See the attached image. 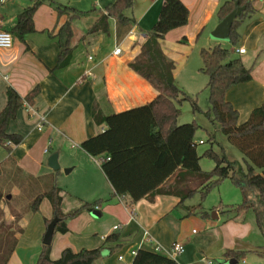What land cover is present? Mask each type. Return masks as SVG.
I'll return each instance as SVG.
<instances>
[{"label":"crops","instance_id":"0c3cea01","mask_svg":"<svg viewBox=\"0 0 264 264\" xmlns=\"http://www.w3.org/2000/svg\"><path fill=\"white\" fill-rule=\"evenodd\" d=\"M54 1L61 4L73 0ZM113 1L90 0V4L101 6L82 30L77 26V20L86 15L85 11H82L84 15L72 20V52L69 63L63 68H54L59 55L55 34L67 16H57L54 6L46 2L33 14L34 31L25 34L23 41L13 36L9 48H0V111L6 103L7 87H12L21 97L34 86L39 87L34 103L29 106L36 115L24 105L9 123L8 132L19 134L22 140L12 145L10 151L0 145V164L13 160L12 163L6 162L2 175L8 182H19V190H44L46 182L36 183L29 177L53 174L57 184V170H51L47 165L49 155L56 153L65 174L75 173L62 187L57 185L61 193L76 199L79 207L96 202L91 210H82L66 221V233L58 232L60 240L63 239L56 248L59 255L65 247L78 251L103 246L107 235L120 230L119 241L105 244L94 264H131L134 259L131 250L153 251L143 242V231H147L163 248L161 252H153L174 260L176 264H229L231 261L224 256L228 250L246 252L235 264H264V236L251 209L234 213L217 207L206 217L187 215V208L192 206L187 199L180 203V197L167 193L155 195L152 201L145 197L131 202L127 195L115 194L101 170L102 156L93 157L80 147L82 141L107 129L101 121L103 117L142 106L157 95V90L131 70L128 63L139 53L146 32L156 22L161 0H135L133 7L126 11L131 21L121 23L109 18L106 33H87L104 12V7ZM180 1L189 11L187 24L169 31L159 41L163 53L173 61L177 86L178 67L169 48H181L179 43L194 44L200 38L209 48L215 45L227 48L231 57L239 58L251 73L249 81L231 87L225 94V99L237 110L238 123L244 122L250 111L263 102L264 0H253V10L238 26L236 45H232L229 39L220 41L211 37L221 21L216 12L227 0ZM73 2L77 3V0ZM30 3L31 0H0V30L11 31L17 15ZM238 11L240 13L241 8L238 7ZM183 37L185 41H181ZM115 48H120V53L114 54ZM238 48H243L244 53H237ZM40 115L45 122L39 130ZM180 122L177 117L176 123L183 124ZM51 145L53 150L49 151ZM175 175L176 172L168 177L161 188L173 185ZM236 187L238 190L234 191L229 205L253 195L245 183ZM2 188L6 192L3 199L10 200L13 196L8 191L9 185L6 183ZM15 195L19 197L20 194ZM63 204L62 201V211L70 212L63 209ZM0 207L3 208L2 201ZM51 210L50 217L35 215L31 236H27L26 230L19 225L21 218L18 220L21 232L16 233L17 243L7 264H33L43 247L46 220L54 217L52 207ZM6 219L12 221L13 216ZM73 223H79L75 231ZM174 242L182 243L184 250L172 257L170 246ZM119 256L122 260L118 259ZM50 257L56 259L51 256V251Z\"/></svg>","mask_w":264,"mask_h":264},{"label":"trees","instance_id":"16d2710c","mask_svg":"<svg viewBox=\"0 0 264 264\" xmlns=\"http://www.w3.org/2000/svg\"><path fill=\"white\" fill-rule=\"evenodd\" d=\"M134 1L114 0L108 3L87 33H106L109 18H115L121 23L131 21L126 11L133 7ZM45 2L54 6L57 16H67L55 34L59 55L54 68H63L69 63L72 52L71 22L84 15V12L53 0H31V3L17 15L15 25L9 33L23 41L25 34L34 31L33 14ZM252 2L253 0H227L216 12L219 20H222L236 6L241 8L229 29L228 38L232 45L238 42L239 24L253 10ZM188 16L189 11L180 0H161L156 22L146 32L147 36L140 45L139 53L128 63L131 70L157 90L156 97L142 106L103 117L101 121L107 125V129L85 139L80 147L93 157L102 156L101 170L115 194L127 195L131 202L145 197L152 201L155 195L167 193L180 197L182 203L197 192L205 196L225 179L233 185L245 183L253 191V195L238 204L227 205L224 212L239 213L251 209L255 215L256 225L264 236V93L262 104L253 108L244 122L238 123L237 110L225 99V94L231 87L249 81L250 69L246 68L239 58L231 57L230 51L221 45L200 50L202 62L200 71L207 77L208 101L214 120L219 123L221 132L230 144L242 154L245 163L244 168L238 162L229 160L224 153L219 155L209 148L202 156L213 160L214 167L210 171L201 170L199 166L201 156L194 142L197 124L194 121L179 125L176 123L181 102L190 99L177 86L173 76V61L166 57L159 43L169 31L186 25ZM181 41H185V37ZM38 93L37 85L24 97L12 87L6 88V103L0 111V145L5 146L8 151L12 145L19 144L22 140L19 134L8 132L9 123L15 119L17 112L24 105L30 106L34 103ZM191 103L194 110H199L194 101L191 100ZM12 161L8 159L6 162ZM6 162L0 164V175ZM175 172L174 184L166 189L161 188L164 181ZM29 180L36 183L46 182L47 185L44 190L39 188L28 190L27 193H31L29 203L22 211L10 208L13 216L11 222H4L1 219L3 209L0 207V264H7L16 246V233L21 232L17 222L24 211L37 212L41 201L47 199L54 216L58 218L54 231L66 233L68 230L66 221L82 210H91L96 203H84L64 213L61 189L55 184L53 174L29 177ZM4 196L5 193L0 186V203ZM7 201L11 203V198ZM193 214L206 217L208 212L201 204H197L187 208V215ZM49 221L46 220V224ZM119 238L120 232L117 230L106 236L104 245L117 243ZM6 239L12 241L7 247ZM104 245L93 249L82 248L78 251L65 247L56 259L50 257V246L43 245L34 264H94L101 255ZM245 253L228 250L224 256L231 261L229 264H235ZM131 264L176 262L153 251L139 249Z\"/></svg>","mask_w":264,"mask_h":264},{"label":"rangeland","instance_id":"374dc122","mask_svg":"<svg viewBox=\"0 0 264 264\" xmlns=\"http://www.w3.org/2000/svg\"><path fill=\"white\" fill-rule=\"evenodd\" d=\"M73 1L69 3L62 2L63 4H61L75 7L80 11H85L86 15L77 20V26L81 27L82 30L84 27H86V23L89 21L90 16L95 15L101 5H94L92 3L90 4V0H77V3ZM56 3L60 4L59 2ZM179 46L181 48H169V50L172 56L175 58L176 65L178 67L177 83L179 85V88L184 92L185 95L188 96L190 100L181 102L178 121H182L180 123H189L194 121L198 126L194 134V140L197 144V152L201 156L199 159V166L201 170L210 171L214 167L213 160L202 156V153L209 148L217 152L219 155L224 153L229 160L236 161L245 168L242 154L236 147L230 144L227 137L221 132L220 125L214 120V115L209 105L207 77L200 71V68L202 66L200 50L202 48L209 49V47L203 44L202 38H200L197 42L195 41L194 44L187 45L179 43ZM225 46L230 47V45ZM191 100L196 103L199 110L193 109ZM212 137L213 139L211 140ZM52 150L53 146L51 145L49 151ZM57 160L59 164V170L55 172V176L57 179L56 185L62 187L61 185H64L75 173L65 174V168L62 167L61 162H59V157ZM15 182L16 181L8 182L5 175H0V186L4 187L7 183L10 187L8 191L13 196L11 197V203L7 200H2L3 215L1 219L4 222H11L10 219H6V217L8 218V216L11 215V207L20 212L22 211V208L26 207L29 203V194L26 191H23L21 188V190H19L20 184H18L19 182ZM236 186L237 185H233L228 179H225L219 185L209 191L205 196H201L199 193H195L188 197L186 202H189L190 205L197 203L201 204L203 209L207 211L208 214L212 213V209L217 207L226 209L227 205H229V203H232L233 201L232 197L234 195V191L238 190ZM4 193L6 194V192ZM17 193L20 194L19 197H16L15 194ZM9 195L10 194L8 193L6 196ZM62 197L64 202L63 209L72 211L79 207V203L77 202V200L72 198L68 194L64 193ZM51 212L52 210L50 203L46 199H44L40 203L37 212H23L19 221V225H21L26 230L27 236H31L35 228V215L50 217ZM78 225L77 223H73L74 231L76 230V228H78ZM60 236L61 235L58 232L53 233L52 236L50 251L51 256L54 258H57L59 256L56 248L59 246V244L61 245L63 243V239L60 240ZM8 238L11 237L8 236ZM6 240V247L9 246V244H12L11 240ZM36 259H34L33 264L36 262Z\"/></svg>","mask_w":264,"mask_h":264},{"label":"built area","instance_id":"2783aa9c","mask_svg":"<svg viewBox=\"0 0 264 264\" xmlns=\"http://www.w3.org/2000/svg\"><path fill=\"white\" fill-rule=\"evenodd\" d=\"M2 2H8L11 0H1ZM13 37L8 31L0 30V48H9L12 45ZM236 52L239 54L244 53L243 48L236 49ZM114 54L120 53V48H115L113 51ZM90 58V57H89ZM26 107L29 109L32 115H36V112L31 110L29 105L26 104ZM45 122V119L42 115L39 116V123L37 125L38 129L40 130L42 128L43 123ZM114 229H117V226H114ZM143 242L149 244L153 251L155 252H161L163 248L160 244H158L147 231H143ZM184 250V246L182 243L174 242L170 246V252L172 257L182 253ZM138 249H133L130 251V255L134 258L137 254ZM119 260H122V256L118 257ZM210 264V263H209Z\"/></svg>","mask_w":264,"mask_h":264},{"label":"water","instance_id":"95a60500","mask_svg":"<svg viewBox=\"0 0 264 264\" xmlns=\"http://www.w3.org/2000/svg\"><path fill=\"white\" fill-rule=\"evenodd\" d=\"M239 14L238 7L236 6L235 9L229 13L225 18H223L216 28L212 31L211 37L216 40H228L229 29L232 20ZM47 165L51 170H58L59 164L57 161V154L52 153L47 158ZM9 198V196H7ZM58 222V218L54 216L46 226L45 232L42 238V244L44 246H50L52 236L54 233V228L56 223Z\"/></svg>","mask_w":264,"mask_h":264}]
</instances>
